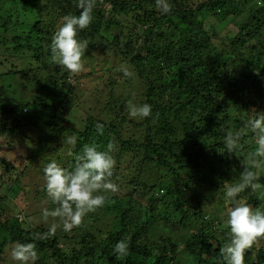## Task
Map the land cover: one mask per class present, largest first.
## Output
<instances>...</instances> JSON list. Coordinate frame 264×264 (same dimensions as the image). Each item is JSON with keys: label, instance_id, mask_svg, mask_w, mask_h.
<instances>
[{"label": "trees", "instance_id": "obj_1", "mask_svg": "<svg viewBox=\"0 0 264 264\" xmlns=\"http://www.w3.org/2000/svg\"><path fill=\"white\" fill-rule=\"evenodd\" d=\"M190 1L170 0L172 12L161 14L155 7V0H140L136 11L128 8L125 0H97L92 24L89 29L77 34V39L88 41V45L94 50L101 44L95 43L96 37L104 42L108 41V46L105 47L122 57L140 75L145 86L148 80L151 81L150 87L141 89V97L152 106V116L143 119L144 124L137 138L134 132L125 136L128 132L124 125L126 117L122 118L120 125L88 118L83 132L62 125V119L77 105L78 91L81 93L80 82L84 76L78 74L70 79L66 70L51 62L47 44L50 41L48 36L53 31L49 29V20L53 4L58 6L57 11L62 18L65 15H79L77 0H20L19 4L23 5L25 11L32 4L35 14L31 15L34 19L30 23H34L24 40L18 39L13 43L11 51L17 55L26 54V57L28 55L35 60V70L30 71L28 81H36L34 87L38 89L40 96L38 92L39 99L35 98L33 104L17 100L14 106L9 107L4 105V97L7 101L12 99L4 88H0V135L23 136L26 128L43 127L54 132H74L78 137L75 152H80L83 145L93 143L98 150H106L107 143L112 140L120 144L124 159L125 155H130L131 159L126 161V172L143 163L156 167L160 173L168 174L169 180L161 186L165 189L164 195L155 192L149 196L146 194V204L132 194V197L126 198L127 202L118 195L110 197L103 208L85 218L82 227L74 229L75 232L78 231L74 238L69 237L74 230L68 233L59 230L52 238L33 240L37 233H44L46 230H33L27 219L21 221L18 216L5 211L8 198L0 194V264L4 263L5 252L11 250L17 242H34L39 253L43 249L53 250L49 257L56 259L67 256L62 252L69 248L76 249L74 245L79 246L81 243L83 250L89 248L84 252L78 249L79 253L71 257L74 263L87 258L90 260L89 264H182L178 260L179 248L182 247L188 260L185 264H224L220 248L230 241V236L229 229L218 217L224 213L228 202L226 199L216 198H220L218 191L223 190L225 193V185L233 180L227 173L229 166L221 162L219 168L214 170L215 175L206 170L214 150L218 151V159L226 157L229 162L231 156L241 162L250 152V143L254 139L250 131H244L241 149L231 156L225 152L223 139L227 131L241 130L244 120L264 109V25H261L264 22V0L260 1L262 8L256 9L255 15L252 14L253 9L250 10V20L239 26L238 34L227 47L221 48L222 51L213 43L218 36L212 28L207 30V22L209 18L220 23L236 21L243 14V3L246 0H204L195 7L189 4ZM3 2L4 0H0V3ZM107 6L111 8L110 15L105 12ZM4 12L6 11L0 13V20L7 28L8 17ZM121 15L129 16L137 27L134 31L122 28V34L117 39H124L123 44L103 36L108 31L101 32L106 26L108 29L116 25L122 26L118 22ZM175 19L178 21L176 24ZM190 22L197 27L203 25L205 32H189L181 40V43L188 45H184L180 53L176 50L174 40L167 42V39H157L160 28L166 23H171L174 29L183 30L187 25H192ZM259 25L260 28H256ZM5 43L9 45L10 40ZM208 54L215 56L211 63L205 61ZM178 66L188 67L193 79L187 78V82H182L183 78L174 71ZM35 73L38 76H33ZM116 83L115 81L114 85ZM35 103L38 109L30 112L28 108H34ZM43 111L49 112L52 117L39 115ZM238 113H244L246 119L241 120ZM97 123L105 126L103 136L95 131ZM135 129L140 130L141 126L135 125ZM45 147V142H39L29 165ZM73 163L70 158L69 165ZM0 165L13 167L3 160ZM23 173L9 187V192L13 195L19 196L23 191ZM116 173L113 177L118 178L121 172L119 170ZM132 177L134 176L126 174L122 179L123 184L132 187L129 182ZM213 180L214 184L211 183ZM179 181L184 185H179ZM187 183L191 185L186 186ZM259 183L264 185V172L261 173ZM126 188L128 187H123ZM133 188L140 192L141 185L134 183ZM201 190H206L207 193L201 195ZM202 196L203 200L199 199ZM240 197L253 209L264 210V199L259 198V193L246 189ZM159 201H163V208L158 207ZM188 201L190 205L196 204L193 210L196 221L184 219L191 208ZM50 205L51 208L54 207L51 202ZM180 205H185L179 211L183 239L171 242L164 238L157 243L151 237L156 218H168L164 219L166 224V221L173 219L168 209L175 212ZM105 218L111 219L112 231L108 235H98L94 225L96 227L97 222ZM166 228L165 230H169ZM191 230L195 232L191 233ZM126 232L130 234L125 235ZM120 240L129 242V255L122 259H118L114 252L115 245ZM136 254L140 256L139 262L130 258V255ZM49 257L46 255V258ZM244 261L245 264H264V240L246 250ZM60 264L66 262L61 261Z\"/></svg>", "mask_w": 264, "mask_h": 264}, {"label": "rangeland", "instance_id": "obj_2", "mask_svg": "<svg viewBox=\"0 0 264 264\" xmlns=\"http://www.w3.org/2000/svg\"><path fill=\"white\" fill-rule=\"evenodd\" d=\"M204 0H191L189 2L190 5L193 7L197 6L199 3L203 2ZM261 0H246L243 3V14L238 18L235 19L236 21H228L226 23H220L216 21L213 18H209L207 22V30H210L211 28L216 32L217 38L214 39L213 43L217 46V49L222 51V47H227L228 44L231 42L232 39L235 38V36L238 34L239 26L241 24H244L245 22L249 21L250 16V10L253 9V13L255 15V10L258 8H262L260 5ZM20 0L13 1L12 0H4L3 3H0V13L5 10V16L7 18V28L4 27V23L2 20H0V74L7 72L12 69L17 68H29V67H35V60L31 57H28L26 59L21 58H13L11 54L8 55V52L13 53L12 46L13 43L16 42L18 39L24 40L26 36L28 35L30 26L34 23L31 22V19H34L31 15L35 14L34 8L32 4L30 3L27 10L25 11L22 4H19ZM125 2L128 4V8H131L132 10L136 11V8L138 7V4L140 5V0H125ZM144 2V1H143ZM248 3V4H247ZM242 5H240L241 7ZM57 5L53 4L51 5V13H50V20H49V29L53 31V34L55 31L61 26L62 24V17H60V13L57 11ZM253 7V8H252ZM18 9V10H17ZM95 11V9H94ZM93 11V14H94ZM105 12L107 15H110L109 12H111L110 6H107L105 9ZM1 18V17H0ZM119 18V23L122 25H116V27H113L111 29H108V26L101 29V32H107L105 35L106 38L114 39L116 42L123 44L124 39H117L122 34V28L130 31L137 30L136 25H133V20L131 18L121 15ZM178 23L177 19H175V24ZM192 23V22H190ZM194 23H199L195 21ZM194 23L192 25H187L186 29L183 30H177L173 28V25L171 23H166L163 27L160 28V32L158 33L157 39H167V42L169 40H174L177 44V51L180 53L182 50V47L184 45H188V43H181V40L184 39V37L191 31H200L205 32V29L203 25L197 27ZM261 25H264V22L262 21ZM184 27L186 25L184 24ZM210 28V29H209ZM256 28H260V25ZM89 29V28H87ZM85 29V30H87ZM53 34H50L48 36L49 38V45L48 50H50V43L51 38ZM37 35V33H36ZM79 39V38H78ZM6 40H10L9 45L5 43ZM80 40V39H79ZM115 41L112 40V44L115 45ZM91 42V41H90ZM95 43L99 45L98 49H92L91 45H88L85 55L83 57V61L85 64V70L81 72L80 74L84 76V79L80 82V90L78 91L79 99L76 103V107L73 109V111L66 117L62 119V125L67 126L70 128H74L80 132H83L87 123L88 118H96L99 122H106L107 124H119L123 117H126V123L125 128L128 132L125 133V136H130L133 132L136 133V137L138 138L140 136L142 126L144 124L143 119L140 118H132L128 114L127 110V101L133 100L136 104H143L146 103V99L141 97L142 88H146L147 86L150 87L151 81L148 80L145 86V82L142 81L140 78V75L137 74L131 66L127 65V63L123 60L122 57L115 55L110 49H107L105 46H108V41L104 42L100 38H95ZM117 47V43H116ZM224 47V48H225ZM113 48V47H112ZM187 54V53H186ZM22 56L26 57V54H21ZM215 56H211L208 54L206 55L205 61L207 63H211L214 61ZM125 66L131 73L132 76L128 77L125 76L123 71L120 70L121 66ZM174 71L177 72L182 78V82H187L188 79H193V76L190 73V69L186 66H178L174 68ZM38 76V74H33V76ZM32 76V77H33ZM28 76L24 82H20L16 79L15 75H9L5 78L4 81V88L6 92H8V95L12 99L6 100L4 105L12 107L14 106V102H17L19 100L20 102H27L33 104L36 99H39L40 92L38 89L34 86H36V81H28ZM115 81L117 82L115 85ZM31 86V87H30ZM79 89V87H78ZM77 89V90H78ZM39 92V96H38ZM83 94L80 98V95ZM38 96V97H37ZM53 100L54 98L51 97ZM55 100V99H54ZM257 103L259 100H256ZM262 104H264V101H262ZM34 108H28L30 112H36L34 109L36 108V103L34 104ZM264 112V109L261 111ZM28 114V113H27ZM241 120L246 119L244 116V113H238ZM39 115H42L45 118H50L52 115L49 112H40ZM235 124V122H233ZM136 126H141V129H135ZM134 129V130H133ZM68 135H77L74 132H54L50 129L43 127L42 129H33V128H26L24 131V135H0V161L3 160L5 162L12 164L14 167H4L0 165V194L8 198V202L5 206V211H9L12 216H23L25 220L27 219L29 223L33 226V230L41 231L40 229L43 228V230H48V226L50 223H52V220L50 219L48 224H45L42 222L41 219V212L44 208L51 209L50 201L48 200L44 188V173H43V167L46 163L50 162L51 160H55L59 165L66 169H71L73 164L69 165V157L67 155L68 151V145L65 143H62V138L68 136ZM121 135L123 138L124 135ZM78 141V137H77ZM39 142H45L46 147L41 149L40 155L34 159V161L29 165V160H31L32 156L36 153L37 148L39 147ZM116 150L112 153L116 160V167L114 169V173L118 172L120 170V176L118 178L112 177V180L114 183L118 184L119 191L115 194L118 195L121 198H124L123 200L126 201V198L130 196L131 194L134 196V198L144 202L146 204L148 196L152 193H157L158 195H164L165 192L164 188H161L163 184L169 180L168 174L160 173L156 167H152L151 165L147 164H141L138 168L131 169L130 172H126V169L128 167L126 161L128 159H131L130 155H124L122 153V149L119 143H115ZM77 146V144H76ZM75 146V149H76ZM250 150L252 151L255 148L254 139H252L250 143ZM74 149V152H75ZM138 152V151H137ZM217 150L213 151L212 160L215 159L217 162V157L219 156ZM248 154H246L247 159ZM231 159L233 160V164L230 166V170L227 172L230 176V178L233 180V182H228L229 184H226L225 187L232 184H236L240 182V173L243 171V168L241 167L240 161L236 160L234 157L231 156ZM244 159V160H245ZM124 168V169H123ZM123 169V170H122ZM24 172V173H23ZM264 172V169L259 170V176L261 177V173ZM20 173H23L22 182H23V191L17 195H13L11 191L9 192V187L13 183L14 179L18 177ZM185 173V172H184ZM118 174V173H116ZM123 174V175H122ZM126 174H131L134 177L129 179V182L131 183L132 187L128 186L127 184L124 185L122 182V179L126 176ZM211 180V179H210ZM134 183H139L141 185L140 192L135 191L133 188ZM212 184H214V180L211 181ZM179 185H184L182 181L178 182ZM211 184V185H212ZM191 184H186V186H189ZM128 187L126 189H123V187ZM209 187V186H208ZM205 187V188H208ZM210 187L208 188V190ZM226 190V189H225ZM211 192V191H210ZM209 192V193H210ZM136 193V194H135ZM148 193V196L146 194ZM206 190H201V195L206 194ZM223 190L218 191L217 195L220 198H216V200L225 199L222 198ZM115 195H112L114 197ZM132 197V196H130ZM202 197H199V199H202ZM203 200V199H202ZM127 202V201H126ZM188 204L190 205V201H188ZM163 201H159L158 207L163 208ZM191 208L188 212V215L184 218L186 221H196V218L193 216L194 209L196 208L195 203H191ZM229 206V204H228ZM185 207V205H180L177 209V211L174 212L173 209H168L169 214H172L173 216L170 221H165L164 219L168 218H156L155 225L152 230V236L153 239L158 242L163 241L164 238L167 239V241H173V240H181L184 236L183 232H181L180 222V210ZM227 208V207H226ZM226 209L222 215L219 216V211L217 212V217L220 218V221H223L226 219L225 215ZM141 217V216H139ZM216 223V217L214 218ZM112 222L111 219L105 218V220H99L96 224V227L94 225V228L97 230L98 235H108L112 231ZM169 228V230L167 228ZM165 228L167 230H165ZM58 229L57 231H59ZM74 230V229H73ZM61 232H64L60 230ZM72 231L71 234H69L70 238L76 237V233ZM129 232V231H127ZM125 233V235L130 233ZM185 232H188L187 229H185ZM194 230H191V233H194ZM182 233V235H181ZM190 233V231H189ZM83 240V238H82ZM80 240V241H82ZM78 241V242H80ZM76 249H67V251L62 252L65 253L67 256H65L62 259H56L49 257V254L53 252V250L50 249H43L41 250V253L38 252L39 259L35 261V264H39V262H42V264H60L61 261H65L66 264H89V259H82L78 263H74L71 260V257L78 254L79 251L83 250L84 246L79 244V246H75ZM180 253L179 255V263L185 264L187 260V256L185 252H183L182 247L179 248ZM89 250V248H86L82 252ZM185 254V255H184ZM46 255L51 258H46ZM130 258L134 262H139L140 256L139 255H130ZM42 259V261H40ZM190 260V258H189ZM193 260V258H192ZM3 264H18V262L11 259V250H7L4 254V263ZM193 264V262H192Z\"/></svg>", "mask_w": 264, "mask_h": 264}, {"label": "clouds", "instance_id": "obj_3", "mask_svg": "<svg viewBox=\"0 0 264 264\" xmlns=\"http://www.w3.org/2000/svg\"><path fill=\"white\" fill-rule=\"evenodd\" d=\"M97 0H77L76 7L80 9L79 15H65L61 26L55 31L50 43L51 62L69 73V78L85 70L83 57L88 47V41L77 39L79 31H83L93 22V11ZM155 7L161 14L172 12L170 0H155ZM15 58L26 59L21 54L8 52ZM35 67L17 68L0 74V88H4L5 78L15 75L20 82L29 76ZM125 76L131 77L132 73L121 66ZM5 89V88H4ZM128 114L132 118H148L152 116V106L148 103L136 104L133 100L127 101ZM26 109L24 112L26 113ZM105 126L102 123L95 125L98 135H104ZM244 131H250L254 136L255 148L248 153L247 159L241 161L243 171L240 173V182L228 186L224 196L229 206L226 208L225 226L229 229L230 241L220 248L224 264H245L246 250L260 240H264V210L253 209L240 194L246 189L259 193V198L264 199V185L259 183V170L264 169V112L244 120L243 128L239 131L229 130L224 136L223 145L225 152L231 156L241 149V138ZM62 143L67 144V155L74 161L71 169H66L55 160H51L43 167L44 188L48 200L53 208H44L41 212L42 222L49 224L44 233H37L33 240H45L55 236L58 229L68 233L75 228H80L85 223L89 214L97 212L109 202L110 197L119 191L118 184L112 177L116 167V160L112 153L116 145L112 140L106 145V150H98L95 143L85 144L80 152H74L77 144L75 135L62 138ZM224 152V153H225ZM223 154V153H221ZM212 156H215L212 154ZM216 157V156H215ZM219 156L217 157V159ZM227 166L233 164L227 158L210 159L206 172L215 175L219 163ZM21 221L24 217H19ZM114 252L118 259L129 255V242L120 240L116 243ZM11 259L18 264H35L39 259L37 247L34 242H17L11 249Z\"/></svg>", "mask_w": 264, "mask_h": 264}]
</instances>
